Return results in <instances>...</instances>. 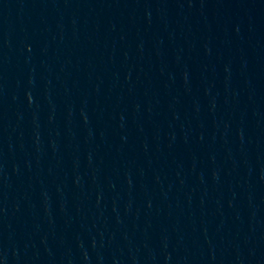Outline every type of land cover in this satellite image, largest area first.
Segmentation results:
<instances>
[{
	"label": "water",
	"instance_id": "obj_1",
	"mask_svg": "<svg viewBox=\"0 0 264 264\" xmlns=\"http://www.w3.org/2000/svg\"><path fill=\"white\" fill-rule=\"evenodd\" d=\"M0 264H264V0H0Z\"/></svg>",
	"mask_w": 264,
	"mask_h": 264
}]
</instances>
